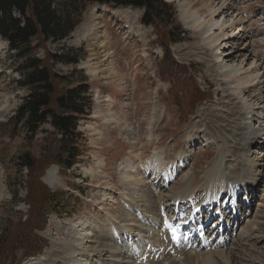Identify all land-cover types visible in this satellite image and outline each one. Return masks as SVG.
<instances>
[{"label":"rangeland","instance_id":"1","mask_svg":"<svg viewBox=\"0 0 264 264\" xmlns=\"http://www.w3.org/2000/svg\"><path fill=\"white\" fill-rule=\"evenodd\" d=\"M164 2L171 6L173 19L165 17L157 27L141 24L143 9L86 4L80 23L68 38L31 41L32 55L44 60L52 72L68 81L85 78L90 87L92 108L78 126V164L68 171L52 163L58 137L48 125L31 134L12 120L26 90L19 73L21 60L13 57L6 41L0 39V264H76L63 251L66 240L86 249L90 258L84 252L82 259L96 264L92 251L104 244L103 236L112 235L113 228L120 231L129 214L134 223L140 224L131 204L141 195L137 194L140 187L148 190L152 200L147 215L157 219L158 238L142 231L144 244L150 245L142 246L141 255H135L136 247L125 241L127 259L116 262L103 252L100 262L162 264V258L171 255L181 257V264L187 256L192 259L190 264H200L198 254L207 253L203 246L193 250L170 248L165 224L160 220L164 215L157 204L186 182L192 194L200 198L205 175L214 167L223 144L222 170L227 179L244 177L249 170L246 161L254 163L249 171L254 178L247 192L241 191L237 197V203H243L242 213L236 212L233 218L238 219L218 221L235 226H229L213 244L231 243L232 264H264L263 136H256L250 147L246 145L255 129L264 134V0ZM218 8L221 10L214 13ZM183 10L203 19L200 31L192 33L186 27ZM213 20L223 24V31L221 34L214 28L220 34L210 48L202 32ZM85 25L89 27L84 33ZM237 26L241 31L227 40L224 36ZM169 30L172 42L163 36ZM78 31L82 36L79 39ZM218 52L225 58L216 65L213 55ZM53 55H57V62L51 60ZM75 59L76 64L65 63ZM239 64L246 71L240 78L257 75L247 89H241V97L236 94L235 82L225 77ZM222 65H228V69ZM94 70L100 72L96 77L91 75ZM64 88L60 83L59 89ZM24 158L35 165L43 160L46 163L29 174ZM159 161L164 162L163 169H158ZM126 164L134 169H127ZM49 170L55 171L51 186L43 181ZM35 177L45 190L37 192L38 207L30 208ZM139 179L140 187L134 186V180ZM44 197L51 201L39 210ZM210 211L209 217L217 213V207ZM188 213L189 208L183 207V214ZM232 216L233 212L229 218ZM187 218L176 217L178 221ZM188 231L191 233V229ZM242 232L246 235L240 238ZM19 240L26 243L21 246ZM34 242L41 246V252L32 257L27 253ZM118 246L122 248V243ZM212 261L215 264V259Z\"/></svg>","mask_w":264,"mask_h":264},{"label":"trees","instance_id":"2","mask_svg":"<svg viewBox=\"0 0 264 264\" xmlns=\"http://www.w3.org/2000/svg\"><path fill=\"white\" fill-rule=\"evenodd\" d=\"M86 4L143 9L140 21L145 26L157 27L165 17L171 21L174 15L171 6L164 0H0V38L6 41L13 57L21 60L19 73L22 87L26 90L12 120L31 134L48 125L58 137V148L51 158L52 163L66 171L78 164V144L81 141L78 126L92 108L90 87L85 78L68 81V78L52 72L44 60L32 55L31 41H63L68 38L80 23ZM171 33L170 30L165 31L163 36L171 41ZM51 58L58 61L57 55ZM65 63L76 64L77 59ZM60 83L66 88L59 89ZM24 162L29 174L46 163L43 160L41 165H35L30 158H24ZM35 178V189L30 190V208L38 207L37 192L45 190ZM47 197L40 201L39 210L51 201ZM22 243L25 244V240H19L21 246ZM28 249L27 255L32 257L41 252V246L37 247L36 242Z\"/></svg>","mask_w":264,"mask_h":264},{"label":"bare ground","instance_id":"3","mask_svg":"<svg viewBox=\"0 0 264 264\" xmlns=\"http://www.w3.org/2000/svg\"><path fill=\"white\" fill-rule=\"evenodd\" d=\"M219 10H221V8H218L217 10H214L213 12L216 13ZM182 12L184 14L183 17H182L183 21L187 22V23H185L186 27L191 28L190 30H193L192 33L196 32L197 30L200 31V28L203 26V23H204L203 19L200 18V16H198L195 12H193V13H191L189 15L186 14L185 10H183ZM222 25L223 24H221L220 21L213 20L211 22H208L207 25L204 27V31L202 32L203 33L202 35H204L206 37L204 39V42L208 45V47L212 48L213 45L217 42V40L219 38V34L220 33H218V34L215 33L216 31H215L214 28L216 27L217 30L221 31ZM88 27H89L88 25H85L84 27H82L84 33L88 31L87 30ZM235 30H237L236 33H235ZM222 31H221V34H222ZM240 31H241V26H237L236 29L232 30V33L230 32V34L228 33L224 37L225 38L227 37L226 38L227 40H229V39L232 40L235 37L234 35L237 34ZM78 34L76 35V37H78V39H79V36L80 37H82V36L80 35L79 31H78ZM219 55H220L219 52L215 53L213 55L214 56V63L216 65L217 64H222L223 63L222 60H223V58H225V57H222L223 55H221V56H219ZM241 66H242V64H239L236 69H234V70L232 69V74L228 73V74L225 75V77H230L235 82L236 90L238 91L236 93L237 96H239V93L241 94L240 91H241L242 88L247 89V86L249 87V83L253 82L254 78L257 77V75L254 77L250 73L251 75L249 74L248 75L249 77L245 76V77H241L240 78L241 75L246 74V71H244ZM227 67H228V65H222L223 69H225ZM99 74H100V72H97L95 70L91 73L92 77H96ZM239 97H241V96H239ZM246 107L248 109H250V105L247 104ZM246 126L248 127V123L246 124ZM259 135H261V137L263 136L262 138L264 139V134L262 133V131H259V130L255 129L254 130V135L249 137V138H247L246 139L247 144L246 143L245 144L250 147L252 145L253 140L255 139V137L259 136ZM224 155H225V145L223 144L221 153L219 154V157L216 160V163H215L214 167L211 170H209L206 173V175H205V184L202 185L204 193L200 195L201 199L196 205H193L194 204L193 203V199H195V198L191 196L193 194H192L191 190H189L190 183L186 182L184 185H181L180 187H178V191H176V193L174 192L171 196L166 198L165 201H160V202L158 201L157 206H159V209L160 208L164 209V212L162 214L165 215L166 211L169 212L170 210H172L173 209V205H175L176 203H180V202L181 203H185V202L187 203L188 201L191 202L192 205L195 206V209H197V210H199L201 208L200 206H202V207L205 206V207L208 208V211H210L211 206H213L216 201H217L216 205H218V207H220L221 198L224 196V195H221V194H224L225 192H228V200L226 201L225 204L228 205V206H233L234 204H233V202H231V200H236L237 194L239 192L241 193V191H243V192L245 191L244 193H246L247 190H248L249 185L251 184L250 183L251 179L254 178V176L252 174H250V176H249V173H250L249 171L251 170L250 167H252L251 166V162L252 161L251 162L246 161L247 159H244L242 161L243 163H245V161H246L247 166H249V170L246 171V175L244 177H240L238 179V177H232L231 176L229 179H227V175L225 173V170L224 171L222 170V164H223ZM244 157L246 158L247 156L244 155ZM156 164H157L158 169L164 167V165H165L164 162H160V161L157 162ZM252 164L254 165L253 162H252ZM129 165L130 164H126V168L127 169L128 168L129 169H134L133 167H129ZM51 169H53V168H51ZM156 169L157 168H155V170ZM156 171H158V170H156ZM54 173H55L54 170H49L48 171V175L44 178L45 180H43V181H45L44 183H46V185L51 186L53 184L52 182L54 180ZM129 179H131V178H129ZM254 180H256V179H254ZM138 184L141 185L140 184V179H139V181L138 180H134V184L133 185L134 186H136V185L139 186ZM251 185H253V182H252ZM250 189H252V188H250ZM137 191H138L137 194L140 192L141 195L139 196L137 201H135V202L132 201L131 202L132 206L135 207V208L132 209V211L137 212V216L141 219L142 223L141 222H140V224L134 223L133 217L129 214L127 216V218L124 219V221H123L125 223H122V225L120 226V231L115 230L113 228V226H111L113 228V232H111L112 235L110 234V236H108V238H107L106 235L103 236L102 239L104 241V244L102 246H97V248H95L92 251V253L95 254L94 258L97 260L96 264H102L99 259L101 258V254L103 252H106L109 255H111V256H108V258H113L114 261H116V262H122L123 259H127V258H124L126 255L129 256V253H127L124 250L125 247H126L125 244L126 245L128 244V243H125V241L126 242H128V241L131 242V244L129 243L130 247H131V245H132V247H136V249H135L136 251H134L135 255H138V254L141 255L142 246L150 245L147 242L144 244V237H146V236H144V232H142V231H145V233L150 232L151 236L154 234V236H156V238H158L157 233L155 232V230H156L155 227H157L156 226L157 219H155L154 217H150L149 218V216L147 215V214H150L148 212V207H149L148 205L152 203L151 198L148 196V190L143 189L142 187H140V188H138ZM198 199H199V197H198ZM246 200H247L246 203H249V198H246ZM235 202H237V201H235ZM246 203L244 205H246ZM242 205H243L242 201H240V202L238 201L237 206H236L237 209H235L233 211L234 216H232V218H229L230 221L233 220V218L236 216L235 215L236 212L237 213L240 212V214L242 213V209H243ZM170 206H171V208H170ZM149 209H150V207H149ZM174 210H175V208H174ZM220 211H221V209H220ZM220 214H221V212H220ZM236 219H238V216L233 221L235 222ZM194 220H195V218L193 217V221ZM177 223L181 227H184V226L187 225L188 228L191 229V233H189V231H188L189 229L186 230V232H188L189 235H191V236L194 234V232L195 233L196 232L201 233V232H199V228L201 226H195L193 224V222H192V217H190V216L185 221H178L177 220ZM218 224H219V226H221L223 224V222H220ZM117 226H119V225H117ZM115 228H116V226H115ZM96 232L98 234V232H99L98 229H96ZM244 235H246V233L242 232L239 235V237L242 238V237H244ZM79 236L81 237V234H79ZM101 237L102 236L100 235V238ZM109 237H111V239ZM96 238H98V237H96ZM248 239H250V238L248 237ZM112 241L114 242L115 245L112 243ZM157 242H159V241H157ZM93 243L97 244V242L94 241V240H93ZM118 243H120V244L122 243V248H119ZM219 244H220V246H219ZM170 246H171V248H174V247H172L171 244H170ZM78 247L79 246L76 245L75 243H71L69 240H66L63 243V247L62 248H63V251L65 252L66 255H68L72 260L74 259V263H76V264H90L86 259H82V257H84V252H85V257L88 258V259L90 258V255L87 254L88 252L86 251V249H83V248L78 249ZM203 248H204V250L205 249L207 250V253L206 252L205 253L202 252L201 254H198L196 260H198L200 264H214V262L212 261L213 259H215V264H217V262L219 264H232L231 263V255H232L233 247L231 246V243H227V242L220 243V241H218L216 244L203 245ZM151 251H154V248ZM190 252H192V251H190ZM75 254H81V255H76L75 256ZM167 257L166 258H162L163 259L162 264H166V262H168V264H177V263L181 264V261H182L181 257H178V258H174L173 257L172 258L171 255L170 256L168 255ZM77 258H79V259H77ZM34 260H36V259H31L30 262H33ZM151 261H152V259H151ZM185 261L187 262V264H190L192 262V259L187 256ZM154 262H156V261H154ZM186 262L185 263L183 262V263L186 264ZM123 264H129V263L125 262Z\"/></svg>","mask_w":264,"mask_h":264}]
</instances>
